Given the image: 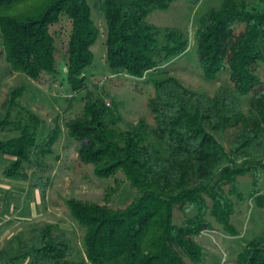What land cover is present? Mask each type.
Wrapping results in <instances>:
<instances>
[{
	"label": "trees",
	"instance_id": "16d2710c",
	"mask_svg": "<svg viewBox=\"0 0 264 264\" xmlns=\"http://www.w3.org/2000/svg\"><path fill=\"white\" fill-rule=\"evenodd\" d=\"M177 2L191 0H0L2 55L15 72L35 80L58 73L51 29L63 18L71 22L68 83L87 96L82 114L66 119L64 127L77 142L81 163L93 167L97 178L123 173L136 192L122 209L69 201L72 217L85 230L87 262L76 260L78 250L66 233L44 225L29 240L19 238L16 249H1L0 264H207L209 251L197 238L215 230L214 223L236 235L232 219L246 201L242 178L252 180L250 197L264 209V0H224L201 19L197 39L204 75L213 82L225 75L231 88L221 86L209 96L166 73L149 100L153 124L127 122L117 107L92 95L85 70L94 63L101 36L94 9L105 22L111 69L143 79L189 49L180 29L163 30L148 20ZM24 93L23 87L11 88L0 114V130L20 132L0 139V155L14 159L4 170L9 179L22 176L24 166L47 170L63 130L57 118L38 143L42 121L21 103ZM250 95L246 112L241 98ZM17 109L25 119L15 120ZM114 113L124 129L109 122ZM177 213L181 225L175 223ZM237 264H264V233Z\"/></svg>",
	"mask_w": 264,
	"mask_h": 264
},
{
	"label": "rangeland",
	"instance_id": "374dc122",
	"mask_svg": "<svg viewBox=\"0 0 264 264\" xmlns=\"http://www.w3.org/2000/svg\"><path fill=\"white\" fill-rule=\"evenodd\" d=\"M223 1L177 2L166 10L150 15L149 22L163 30L180 29L189 39L190 46L181 57L164 62L143 79L116 74L111 69L106 58L105 22L94 9V20L101 36L93 48L94 63L85 70L87 83L93 87V97L104 100L109 107H117L127 122L145 120L153 124L154 115L149 100L155 97V83L162 81L166 73L178 78L186 87L209 96H214L221 86L231 88L225 75L219 82L206 79L198 54L197 31L201 19L210 10L220 8ZM51 31L56 40L58 73L45 74L39 80L11 68L2 55L4 46L0 32V114L10 89L23 87L25 93L21 103L31 108L42 121L36 132L38 143H42L55 127L57 118L63 129L53 154L47 157L49 167L45 171L36 172L24 166L22 176L9 179L4 175V170L14 159L0 155V250L16 249L19 238L29 240L33 237L35 228L53 225L55 233H66L70 237L78 250L76 260L87 262L83 246L85 230L72 217L69 201L75 199L122 209L130 204L136 192L123 173L111 179H99L95 176L93 167L81 163L77 142L69 136L63 124L66 119L82 114L87 96L86 91L76 94L68 83L67 51L72 24L67 18H63ZM161 42L165 44L166 41L162 39ZM261 75L264 79V64L261 65ZM250 98L251 95L241 98L246 112L251 108ZM70 105L73 106L71 111L68 109ZM16 112L15 120L26 118L23 110L17 109ZM116 119L117 113H114L109 122L114 123L117 129H124ZM19 135L20 132L13 127L0 130L1 140ZM225 144L230 148L229 138ZM251 185L249 177L240 180V189L245 194L246 201L237 206L232 219L236 235L225 232L222 226L214 223L215 230L197 238L210 253L209 264H237L238 256L249 243L264 233V209L258 208L251 199ZM182 221L181 214L177 213L175 223L181 225Z\"/></svg>",
	"mask_w": 264,
	"mask_h": 264
},
{
	"label": "crops",
	"instance_id": "0c3cea01",
	"mask_svg": "<svg viewBox=\"0 0 264 264\" xmlns=\"http://www.w3.org/2000/svg\"><path fill=\"white\" fill-rule=\"evenodd\" d=\"M209 256H210V253H209ZM207 264H209V261L207 262Z\"/></svg>",
	"mask_w": 264,
	"mask_h": 264
}]
</instances>
